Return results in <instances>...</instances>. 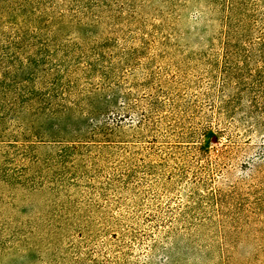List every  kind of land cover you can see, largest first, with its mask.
<instances>
[{"label":"rangeland","instance_id":"1","mask_svg":"<svg viewBox=\"0 0 264 264\" xmlns=\"http://www.w3.org/2000/svg\"><path fill=\"white\" fill-rule=\"evenodd\" d=\"M0 264H264V0H0Z\"/></svg>","mask_w":264,"mask_h":264}]
</instances>
